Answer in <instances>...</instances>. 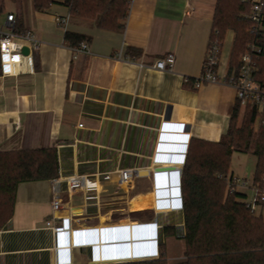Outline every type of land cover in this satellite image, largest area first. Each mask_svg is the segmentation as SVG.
I'll return each mask as SVG.
<instances>
[{
	"label": "crops",
	"instance_id": "0c3cea01",
	"mask_svg": "<svg viewBox=\"0 0 264 264\" xmlns=\"http://www.w3.org/2000/svg\"><path fill=\"white\" fill-rule=\"evenodd\" d=\"M54 2L26 12L24 0L9 11L43 45L0 75V151L54 148L59 174L18 186L13 216L0 230V264H55L57 246L67 247L58 251L61 263L126 259L104 241L144 225L148 239L131 246L129 258L154 259L162 245L167 255L164 229L185 231L177 185L189 144L219 141L237 101L228 85L194 83L203 74L218 0H131L123 31L99 28L71 14L63 0ZM57 16L67 19L65 28ZM66 31L90 38L87 51L66 44ZM129 48L142 54L131 56ZM168 54L175 55L173 67L156 70ZM127 169L133 176L124 184ZM75 176H86V184L70 190L67 178ZM55 192L64 204L60 215L69 219L57 236L47 226Z\"/></svg>",
	"mask_w": 264,
	"mask_h": 264
},
{
	"label": "trees",
	"instance_id": "16d2710c",
	"mask_svg": "<svg viewBox=\"0 0 264 264\" xmlns=\"http://www.w3.org/2000/svg\"><path fill=\"white\" fill-rule=\"evenodd\" d=\"M6 1L0 0V12ZM22 7V0H9ZM54 0H33L34 9L44 12ZM251 0H218L210 42L224 44L228 31L234 40L230 54L231 69H238L241 56L251 44L264 48V31L251 33L247 15ZM264 2V0H263ZM131 0H63L71 14L92 19L99 28L123 31ZM17 27L21 23L15 15ZM65 43L79 46L89 42L85 35L65 32ZM131 56L141 55L129 48ZM4 67L0 56V75ZM204 72V70H203ZM255 79L264 85V49ZM195 86L199 84L194 81ZM243 115L242 124L238 119ZM250 153L257 158L254 184L264 188V111L254 105L242 107L236 101L228 130L219 141L192 139L184 161L181 194L185 231L164 229L165 236L185 241L184 259L170 263L164 251L158 258L118 264H264V219L247 206L245 193L228 192L227 178L233 152ZM58 156L54 148L0 151V230L14 213L18 186L25 182L52 180L58 177ZM264 206V205H263ZM8 213V216H7ZM165 254V255H164Z\"/></svg>",
	"mask_w": 264,
	"mask_h": 264
},
{
	"label": "built area",
	"instance_id": "2783aa9c",
	"mask_svg": "<svg viewBox=\"0 0 264 264\" xmlns=\"http://www.w3.org/2000/svg\"><path fill=\"white\" fill-rule=\"evenodd\" d=\"M243 2L245 0H242ZM251 11L247 15V18L251 22V33H259L264 31V2L263 0H251ZM4 12H0V56L2 60V66L4 67V73H10L13 67L23 61L25 58L34 56L41 49L43 42L37 37L36 33L31 30H19L17 27V21L15 14L7 12L4 20L1 19ZM56 22L63 28L66 27L67 19L57 16ZM27 48L29 53L25 55L23 50ZM88 49L86 41H83L78 47H75V52H85ZM263 47L258 44H251L248 46L246 52L241 56V63L238 69H231L230 57L224 60L223 57V45L217 41L209 44L205 62L204 72L199 80V83H222L228 85L236 91L237 101L240 102L244 108L248 105H254L258 109L264 111V85L260 84L255 79L256 71L258 70V62L263 52ZM227 61V62H226ZM175 63V55L168 54L164 58L158 60L154 64V68L159 71H166L168 68H172ZM82 126V124H80ZM133 176V170L127 169L121 171V182L127 183ZM182 177V176H181ZM179 178V172H178ZM87 181L86 176H75L67 178V186L70 190H76L85 186ZM178 180V196L179 209L183 210L182 194H181V182ZM264 181V179H263ZM228 192L234 193L239 188H250L252 190V196L247 202V206L256 211L258 206L264 205V188H259L254 182L249 186V182L246 179H240L233 177L227 178ZM63 200L59 193L55 192L52 199V214L51 218L47 221V226L51 227L55 236L61 235L68 231V227L65 223L69 221L68 218L60 215L63 210ZM62 222L64 226L56 227V222ZM157 238V243L160 240ZM67 247H56V260L55 264H71L70 261L64 263L58 260V251L66 249ZM159 256L156 255L154 258ZM98 263V262H96ZM102 264V263H98ZM104 264V263H103Z\"/></svg>",
	"mask_w": 264,
	"mask_h": 264
},
{
	"label": "rangeland",
	"instance_id": "374dc122",
	"mask_svg": "<svg viewBox=\"0 0 264 264\" xmlns=\"http://www.w3.org/2000/svg\"><path fill=\"white\" fill-rule=\"evenodd\" d=\"M55 1V0H54ZM26 3V12L29 10L28 8L32 7V0H25ZM22 4H24V0H22ZM54 6H58L56 2H53ZM15 3L11 1H6L5 5V11L1 17L2 20L5 18V14L9 11H15ZM233 34L231 31H228L224 44H223V53L227 57L228 60L232 51L233 47ZM227 62V61H226ZM243 115L240 116L238 119V125L240 126L243 121ZM257 158L250 154V153H241V152H233L231 163H230V169H229V176H234L236 178L240 179H246L249 183L252 182L254 179V173L256 168ZM240 189V188H239ZM246 193V197L244 200L246 202H249L251 196H252V190L249 188L244 189ZM256 214L258 216H262L264 219V206H258L256 208ZM8 216V213H7ZM166 244H167V255L169 258L170 263H178L182 261L181 259L184 257L185 253V241L183 239H177L172 236L166 237ZM165 251L164 249H161V254H163ZM165 255V254H164ZM158 258V257H157ZM155 259V258H154Z\"/></svg>",
	"mask_w": 264,
	"mask_h": 264
},
{
	"label": "water",
	"instance_id": "95a60500",
	"mask_svg": "<svg viewBox=\"0 0 264 264\" xmlns=\"http://www.w3.org/2000/svg\"><path fill=\"white\" fill-rule=\"evenodd\" d=\"M23 53L25 55H28L29 51L27 48L23 50ZM164 171H169V170H158V172H164ZM179 172V179L181 182V176H182V171ZM148 227L147 225L144 226H137L133 228H126V229H120L121 233H114L112 232L111 235L106 238L104 241L105 243L108 244H114V245H109L108 248L116 247L118 250H121L124 253H127V258L126 259H120V260H114V261H109L106 262L105 264H118V263H125V262H135V261H146V260H151V259H133L129 258V252L132 246V249H137L141 248L144 246V243L141 241H144L148 239L146 235L143 232V228ZM124 231V234H122V231ZM96 243V242H95ZM93 264H98V263H93Z\"/></svg>",
	"mask_w": 264,
	"mask_h": 264
},
{
	"label": "bare ground",
	"instance_id": "6f19581e",
	"mask_svg": "<svg viewBox=\"0 0 264 264\" xmlns=\"http://www.w3.org/2000/svg\"><path fill=\"white\" fill-rule=\"evenodd\" d=\"M155 255V254H154Z\"/></svg>",
	"mask_w": 264,
	"mask_h": 264
}]
</instances>
